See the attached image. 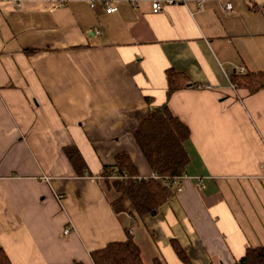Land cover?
Wrapping results in <instances>:
<instances>
[{
    "label": "crops",
    "instance_id": "obj_1",
    "mask_svg": "<svg viewBox=\"0 0 264 264\" xmlns=\"http://www.w3.org/2000/svg\"><path fill=\"white\" fill-rule=\"evenodd\" d=\"M230 1L229 13L216 0L158 13L148 0L112 13L86 0L0 6V248L11 264H90L127 231L145 264H234L264 246V88L230 81L264 70V0ZM169 69L192 85L169 92ZM162 105L189 129L181 190L154 215L137 217L127 198L116 213L101 171L127 152L151 173L131 132Z\"/></svg>",
    "mask_w": 264,
    "mask_h": 264
},
{
    "label": "trees",
    "instance_id": "obj_2",
    "mask_svg": "<svg viewBox=\"0 0 264 264\" xmlns=\"http://www.w3.org/2000/svg\"><path fill=\"white\" fill-rule=\"evenodd\" d=\"M166 78L169 92L192 85L182 73L173 69L166 71ZM230 81L235 87H243L249 92H254L264 88V70L233 74ZM188 136V127L174 116L166 105L153 108L131 132V137L150 171L159 176L176 178L184 175L185 166L189 162L184 148V141ZM64 152L75 170L79 173L83 172L85 164L78 149L74 146H66ZM110 171H114L117 175H127L123 179H102L107 189L118 194L110 202L116 213L123 210L125 198L130 201L133 213L137 217L156 214L159 206L168 199L169 190L160 182L151 177L133 178L141 175L138 174V169L127 152L117 153L114 161L103 167L101 175L106 176ZM171 246L179 260L187 263V258L176 241L172 240ZM89 256L90 264H145L139 246L128 231L124 240L108 242L90 251ZM0 264H11L1 248ZM73 264L84 263L73 262ZM151 264L162 263L159 259H154ZM234 264H264V246L247 247L242 257Z\"/></svg>",
    "mask_w": 264,
    "mask_h": 264
},
{
    "label": "built area",
    "instance_id": "obj_3",
    "mask_svg": "<svg viewBox=\"0 0 264 264\" xmlns=\"http://www.w3.org/2000/svg\"><path fill=\"white\" fill-rule=\"evenodd\" d=\"M53 3V5H61L65 0H49ZM89 7L94 8L97 5H101L105 12L112 13L117 10L116 3L118 2H127L132 7L137 8L138 4L141 0H86ZM150 3L151 13L161 12L167 6L173 5H182L186 0H148ZM25 0H0V6L3 4H9L16 8H21L24 4ZM220 10L224 13H229L233 10V5L230 0H216ZM203 0H196V8L197 10L202 9ZM262 167L264 168V162L262 163ZM127 175H117L114 171L108 172L106 176H100L101 179H123L126 178ZM141 177L147 178L151 177L154 180L160 182L163 186H165L170 192L175 188L177 191L181 190L180 185L178 184V178L176 177H168V176H159L156 173H150L144 176H134V179H141ZM69 227H66L63 231L64 234L68 233Z\"/></svg>",
    "mask_w": 264,
    "mask_h": 264
}]
</instances>
